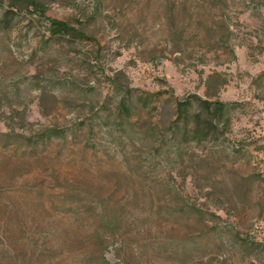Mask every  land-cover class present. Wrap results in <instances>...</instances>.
I'll list each match as a JSON object with an SVG mask.
<instances>
[{"label": "rangeland", "instance_id": "1", "mask_svg": "<svg viewBox=\"0 0 264 264\" xmlns=\"http://www.w3.org/2000/svg\"><path fill=\"white\" fill-rule=\"evenodd\" d=\"M42 1L86 36L0 0V264H264V0ZM118 85L160 94L161 121L194 94L235 104L230 128L177 157L145 147L144 179L86 141ZM54 127L59 157L23 155L18 135Z\"/></svg>", "mask_w": 264, "mask_h": 264}, {"label": "trees", "instance_id": "2", "mask_svg": "<svg viewBox=\"0 0 264 264\" xmlns=\"http://www.w3.org/2000/svg\"><path fill=\"white\" fill-rule=\"evenodd\" d=\"M12 3L47 19L54 36L69 34L79 37L86 36L68 22L46 16V5L42 0H12ZM117 90L121 91L122 95L116 102L114 109L107 107L98 117L92 116L90 123L86 124L84 128V133L88 136L86 141L96 140L100 135H103L102 139L106 137L112 139L109 146L102 144L101 146L105 147L106 152L108 148L117 152L127 162L128 169H134L137 176L147 180L150 174L148 168L151 164L146 165L139 160L140 155L145 152V147L149 148V152H152L151 162L156 161L158 156L156 152H159V149L155 146L161 142L168 143L169 150L174 147L172 152L177 157L181 154L185 144L219 141L231 125L230 111L235 106L232 103L211 101L195 94L190 95L183 99L174 100L170 108L172 116L170 119L161 121L158 119L159 115L166 113L163 109L165 100L160 94L136 93L127 85H122ZM142 116H146L149 122L139 127V119L141 117L142 120ZM155 116L158 117L155 119ZM133 118L136 119L133 120ZM12 134V132H5L1 133L0 136L9 137ZM18 136L24 139L20 141L18 147L22 149L23 155L28 157H39L45 152L51 153L54 148L59 146L55 143L58 136L68 137L65 130L56 127ZM98 151L96 145L88 150L86 147L81 149L83 154L88 152L97 155ZM60 152L61 147L59 146L55 152L57 157H59ZM94 197L96 195H91V191L85 192L86 199L89 198L90 200ZM115 214L114 217H117V213ZM102 223L107 229L116 226V223L108 217L103 218ZM106 263L107 261H105ZM19 264L33 263L30 259H23Z\"/></svg>", "mask_w": 264, "mask_h": 264}]
</instances>
